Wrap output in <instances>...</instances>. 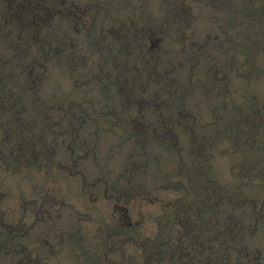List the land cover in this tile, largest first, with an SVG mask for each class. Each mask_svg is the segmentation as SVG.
I'll use <instances>...</instances> for the list:
<instances>
[{
	"label": "rangeland",
	"instance_id": "rangeland-1",
	"mask_svg": "<svg viewBox=\"0 0 264 264\" xmlns=\"http://www.w3.org/2000/svg\"><path fill=\"white\" fill-rule=\"evenodd\" d=\"M49 4L29 28L55 35L58 50L31 41L20 64L0 37L7 58L0 75L11 72L0 89L29 118L40 148L22 164L0 155V264H20L26 252L28 264H143L154 237L179 230L176 204L202 199L187 175L189 129L173 126L177 144L170 132L155 134L173 119L209 133L203 164L223 186L236 183L238 157L252 153L230 144L213 104L256 109L258 142L264 139V0ZM66 5L73 17L64 15ZM5 115L0 111V122ZM139 118L150 121L149 131L133 128ZM1 137L0 129L3 151ZM259 149L251 156L260 160L252 163L255 177L264 173V145ZM250 182L232 211L240 244L264 264V185ZM249 201L262 202L254 209ZM188 211L194 218L195 208Z\"/></svg>",
	"mask_w": 264,
	"mask_h": 264
},
{
	"label": "trees",
	"instance_id": "trees-1",
	"mask_svg": "<svg viewBox=\"0 0 264 264\" xmlns=\"http://www.w3.org/2000/svg\"><path fill=\"white\" fill-rule=\"evenodd\" d=\"M2 1L4 7H2V13H0V37L6 42H10L16 52L14 56L16 55L15 58L20 64L24 62V60L22 61L26 54L24 50L31 41L39 42V46L42 45L45 50L52 48V46L56 50L59 49V43L54 40L56 38L55 35L41 33L37 28H29V25L31 27L36 24L35 22L38 21L43 13H49V1L53 0ZM66 7L68 5L63 9L64 15L66 17L74 15L73 8ZM12 30L21 39L13 36ZM137 32V30H134L133 35H136ZM129 39L122 40V47L127 45ZM2 59L7 58L0 57V70L7 61ZM31 70H29V73ZM10 74L11 72L8 70L6 74L0 75V85L8 83ZM206 86L208 84L205 83L204 88ZM173 89L174 87H172L171 91ZM168 93L170 92L168 91ZM154 101L159 103L157 100ZM8 107L12 110H8ZM255 110L250 112V108L242 110L239 107L233 108V105L229 107L227 106V101H221L216 106L213 104L211 108V113L215 114L219 123L228 126L229 129L227 128L225 130L227 133L224 134L230 139V144L237 146V148L239 144H242L244 151L248 148L251 150L249 153H252V155L247 154L238 157L236 162L238 167L236 183L231 186H223V184L211 177L205 169L204 158L202 157H206V144L211 143L207 136L209 133L196 134L192 125H187L183 120L176 123V120L173 119L171 125L162 127L155 134L156 137L164 138L165 134L170 132V137L176 139L175 143L177 144L179 132L173 126L182 127L184 132L189 129L190 133L188 131L187 133L191 136L189 141L192 144L190 156L193 161V168L187 175L189 179L192 178L190 189L193 195L202 196V199L198 201L193 199L192 202L180 201V203L176 204L175 209L178 210L176 216L179 230H176L172 235L166 234L165 238H163L164 235L154 237L150 242V249L148 250L150 252L143 257V264H260L256 257V252H251L246 247L248 246L247 244H240L239 239L242 237L241 224L239 218L232 211L236 202H241L232 201L233 198L236 196L239 198L245 197L241 188L244 184L251 183L250 181L253 182L254 178H258L264 185V173L255 177L257 173L251 170L252 166L257 165V163H252L260 161L256 157L251 156H255L256 152L260 150V146L264 145V139L260 143L258 142L259 136L257 135L262 125L259 122L261 117L258 120ZM0 111L7 112L3 121L0 122L1 139H5V148L0 151V155L8 161L15 160L18 164L37 159L40 154V148L37 146L35 136L30 134L32 133L31 131H28L27 122L29 118L22 117L13 107L12 101L8 104V95H5L1 89ZM179 113L183 118L186 116L185 112L182 113L179 110ZM136 121L137 123L135 124ZM133 123V128H141L142 131L146 132L151 129V123L146 119L140 120L139 118V120H134ZM154 129L156 130V127ZM217 134L221 135L220 133ZM249 202L251 207L255 209L259 208L257 205L262 201ZM191 207L195 208L194 218L188 211V208L191 209ZM260 207L259 213L263 214L264 208L262 207L264 206ZM0 221H2L1 218ZM116 225L117 223L114 227ZM247 227L250 228L249 225ZM211 231L212 233H210ZM171 241L172 243H170ZM5 243V240L0 241L1 250L5 249ZM30 257L31 254L26 252L25 256L18 259V262L20 264H28L26 261Z\"/></svg>",
	"mask_w": 264,
	"mask_h": 264
}]
</instances>
